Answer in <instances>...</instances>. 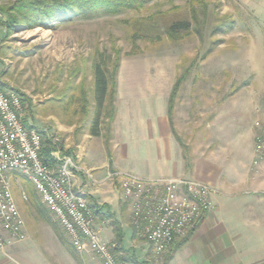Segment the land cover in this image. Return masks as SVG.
Returning <instances> with one entry per match:
<instances>
[{
	"label": "rangeland",
	"instance_id": "obj_1",
	"mask_svg": "<svg viewBox=\"0 0 264 264\" xmlns=\"http://www.w3.org/2000/svg\"><path fill=\"white\" fill-rule=\"evenodd\" d=\"M13 2L1 1L3 4ZM185 17L191 20L190 32H182L180 37L171 35L167 31V22ZM0 18L7 19V16L2 13ZM0 36V88L22 96L24 121L38 129L48 128L54 134V114H58L61 122L74 124L79 131L82 128L87 131L94 107L91 105V116L81 126L84 121L80 112L83 99L79 97H83L81 92L84 90L87 98L93 101V64L104 62L112 71L119 59L117 83L121 78L125 88L131 87L135 78L144 80L145 84H163L170 79L174 80V85L177 80L180 82L171 120L172 126H177L175 135L182 143L187 162L194 158L192 143L197 141L194 136L203 139L204 147L209 143V125L216 116L231 130L253 132L255 158L257 130L254 121L264 113V0H149L140 11L69 18L54 29L20 26L8 37L0 25ZM135 105L136 102L132 107ZM176 115H179L177 122ZM108 126L110 122L105 119L103 133ZM59 141L55 146L48 143L51 150L60 149L63 154L72 156L92 185L109 180L122 196L119 177L106 179L108 172L116 170L102 167L106 168L104 173L101 170L96 173L90 164L86 167L84 160L78 158L73 138L67 148ZM146 164L143 159H138L134 168L126 167L124 171L140 175L141 171L146 172ZM21 181L15 173L14 193L28 233L23 243H31L22 264H80L73 256L74 259L70 256L66 260L68 253L54 229L31 206ZM86 196L97 203L96 198ZM101 207L106 208L104 214L113 216L122 227L109 205ZM45 209L52 220L58 221L47 205ZM109 215L104 219L95 215L96 225L98 220H109L112 225ZM124 215L126 218L122 220L128 218L132 225L127 206ZM201 224L190 235L189 241ZM126 239L127 243L132 240L129 255L142 264H166L171 254L173 258L168 264H209L204 255L206 252L203 253L201 248L193 255L180 253L174 257L186 244L177 251H170V247L158 254L144 237L138 234L135 237L131 229H128ZM216 247L215 255L212 254L214 264H232V260L224 255L228 247L226 241ZM245 249L247 246L238 245L241 257ZM77 253L82 264H102L92 253Z\"/></svg>",
	"mask_w": 264,
	"mask_h": 264
},
{
	"label": "crops",
	"instance_id": "obj_2",
	"mask_svg": "<svg viewBox=\"0 0 264 264\" xmlns=\"http://www.w3.org/2000/svg\"><path fill=\"white\" fill-rule=\"evenodd\" d=\"M131 82L132 86L125 88L126 84L122 83L121 78L118 79L116 115L112 122L109 149L103 136H92L85 129L79 131L74 124H65L59 120L58 114H54V132L61 142L67 148L71 146L70 140L73 138L72 143L78 148V158L84 160L85 166L90 164L96 173L98 170L104 173L106 168L128 173L124 171L126 167L134 168L135 162L143 159L148 164L146 172L133 175L151 180L195 178L212 187L213 210L194 237L174 257L180 253L193 255L201 248L203 253L204 250L206 252V261L214 264L212 254L216 252V246H221L225 240L228 247L224 255L232 260V264H264V165L253 164V132L231 130L222 125L223 120L216 116L209 125V143L204 147L203 139L194 136L197 139L192 143L194 158L187 162L182 143L175 135L177 126H172L169 112L174 80H167L163 84H145L144 80L135 78ZM135 102L138 109L132 107ZM140 106L143 109H139ZM177 120L179 115H176L175 122ZM80 132L83 134L80 135ZM91 183L80 170L75 172V186L85 195L96 198L100 207L109 205L119 219L124 231V249L128 251L132 240L127 243V231L131 229L134 235L135 230L128 218L122 220L126 218L127 205L122 201L120 191L109 180L99 185ZM98 221L102 238L113 243L115 235L110 221ZM240 244L247 246L243 257L237 251ZM30 246L31 243H20L0 251V264H22ZM63 248L68 253L65 256L68 260L72 255Z\"/></svg>",
	"mask_w": 264,
	"mask_h": 264
},
{
	"label": "built area",
	"instance_id": "obj_3",
	"mask_svg": "<svg viewBox=\"0 0 264 264\" xmlns=\"http://www.w3.org/2000/svg\"><path fill=\"white\" fill-rule=\"evenodd\" d=\"M23 114L22 96L0 88V251L28 238L13 188L14 174L19 173L35 185L77 252L92 253L102 264H133L121 260L115 244L102 238L89 200L74 184L75 172L80 170L74 158L60 149L50 151L52 159L42 156L46 143H60L58 135L26 123ZM254 127L253 162L260 166L264 165V113L255 119ZM115 177L120 179L122 198L136 234L158 254L185 238L202 211L213 208L212 187L195 178L151 180L110 171L106 179ZM23 195L27 199L25 192Z\"/></svg>",
	"mask_w": 264,
	"mask_h": 264
},
{
	"label": "trees",
	"instance_id": "obj_4",
	"mask_svg": "<svg viewBox=\"0 0 264 264\" xmlns=\"http://www.w3.org/2000/svg\"><path fill=\"white\" fill-rule=\"evenodd\" d=\"M0 0V14H5L7 19L0 18V25L6 30V36H11L17 29V27L25 26L27 29H33L36 27H44L47 29H54L58 27L60 22H64L69 18H93L104 15H119L125 11H140L146 7L149 0H14L11 4H3ZM192 28L191 20L188 18L173 19L167 22V31L173 36L182 35L181 33L188 34ZM0 40H2L0 36ZM120 66V60L118 59L113 70L110 71L104 62H95L93 64L94 72V86L93 101L87 98L86 91L82 90L81 94L83 102L80 106V112L83 118V125L89 120L91 113V105L94 107V111L91 118V124L88 132L92 136L104 135L106 145L110 148V140L112 137V122L116 115L115 99L117 94V72ZM180 82L174 85L172 94L170 97L169 112L170 116L173 109L174 99L177 95V86ZM77 111V110H76ZM105 119H108L110 126L107 127L105 133L102 131V124ZM172 121V120H171ZM83 129V128H82ZM85 129V128H84ZM51 146L46 143L43 148L42 156L51 158L50 156ZM52 159V158H51ZM21 177V185L24 186L26 192L30 197L31 206L36 210L39 216L54 229L62 245L67 251L82 264L80 257L66 238L65 230L63 231L58 221L52 220L50 214L45 209V204L42 202V198L38 195V191L35 185L24 175L16 173ZM89 200L91 208L94 210L95 215L100 218H108L107 213H103V207H100L96 201L90 196H86ZM209 212L203 210L196 225L190 231V233L183 239L175 241L170 251H177L182 248L189 241L190 235L193 231L205 221ZM111 219L114 233H115V251L118 257L123 261H129L133 264H142L136 257L129 255L128 251L123 249V230L121 225L113 216L109 215ZM136 236V231H134ZM173 258L171 254L168 261Z\"/></svg>",
	"mask_w": 264,
	"mask_h": 264
}]
</instances>
